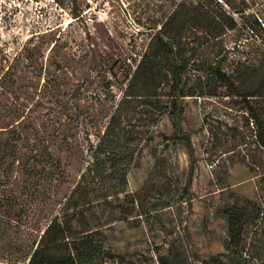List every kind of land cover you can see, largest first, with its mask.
Here are the masks:
<instances>
[{"label": "rangeland", "instance_id": "374dc122", "mask_svg": "<svg viewBox=\"0 0 264 264\" xmlns=\"http://www.w3.org/2000/svg\"><path fill=\"white\" fill-rule=\"evenodd\" d=\"M180 1L123 0L137 30L111 0H0V143L15 125L21 155L46 144L68 175L62 190L68 193L120 104V145L137 132L142 141L119 202L86 212L104 247L98 264H264V148L258 143L264 128L249 122L239 96H264V57L255 43H235L232 32L200 40L206 30L194 12L184 39L168 25L162 37L173 38L190 63L226 53L222 68L241 94L192 69L182 75L189 96L177 123L152 113L153 100H124L137 64ZM204 2L211 3L186 0L193 7ZM252 102L264 118V98ZM173 126L186 137L173 141ZM0 171H10L6 162ZM14 239L22 240L14 234L0 240V264L26 263L24 254L7 255Z\"/></svg>", "mask_w": 264, "mask_h": 264}, {"label": "trees", "instance_id": "16d2710c", "mask_svg": "<svg viewBox=\"0 0 264 264\" xmlns=\"http://www.w3.org/2000/svg\"><path fill=\"white\" fill-rule=\"evenodd\" d=\"M210 1V4L204 2L196 7L188 5L186 0L180 1L137 64L125 88L124 100H153L148 101L154 105L152 113L165 114L171 123H177L182 113L181 101L189 96L182 89V75L192 69L205 72L214 81L241 94L222 68L228 58L226 53L218 51L214 61L190 63L180 57L181 50L175 48L174 39H164L160 32L168 25L170 31L177 33L175 36L184 39L193 28L192 14L195 12L201 16L204 24L201 26L206 30L203 39L198 37V40H220L232 32L235 43L250 40L264 57V0ZM181 12H184L183 21L178 22ZM160 56L164 57L162 65L157 61ZM161 67L166 68L163 75H159ZM239 96L249 113V122L264 128V118L257 115L252 104L255 98L264 96L253 92ZM155 103H160L159 107ZM120 120L119 104L96 144L88 148V160L68 193L62 191L68 175L46 144L40 145V152L29 146L26 154L21 155L19 143L23 139L15 125L7 127L8 137L0 143V163L6 162L10 170L0 171V240L11 234L22 239L19 244L14 239L5 247L7 255L24 254L25 264H98L104 258L100 231L92 228L86 212L119 202V194L125 192L127 171L136 165L137 147L142 141V133L137 132L138 136H131L132 142L120 145L123 140ZM170 137L175 141L186 135L176 126ZM61 143L66 151H72L65 136L61 137ZM258 143L264 148V135L259 136ZM13 175L18 176L17 179ZM35 208L38 209L36 213ZM224 217L229 223L233 218L225 213ZM12 262L8 259L7 264Z\"/></svg>", "mask_w": 264, "mask_h": 264}, {"label": "water", "instance_id": "95a60500", "mask_svg": "<svg viewBox=\"0 0 264 264\" xmlns=\"http://www.w3.org/2000/svg\"><path fill=\"white\" fill-rule=\"evenodd\" d=\"M112 2L116 3V5L119 7V9L121 10L122 14L124 15L125 19L135 28V29H139L140 27L135 25L133 23V21L130 18V15L128 13V10L125 6V4L123 3V0H111Z\"/></svg>", "mask_w": 264, "mask_h": 264}]
</instances>
